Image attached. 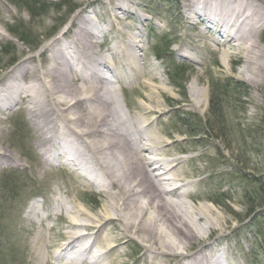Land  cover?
<instances>
[{
  "label": "rangeland",
  "instance_id": "obj_1",
  "mask_svg": "<svg viewBox=\"0 0 264 264\" xmlns=\"http://www.w3.org/2000/svg\"><path fill=\"white\" fill-rule=\"evenodd\" d=\"M31 1L36 7L46 2L50 10L42 12L40 8L33 12L24 4L0 0V83L21 59L36 55L35 64L46 65L50 50L44 52L43 46L68 31L77 13L82 15L83 10L90 9V14L100 17L101 24H105L113 20L111 8L118 4L128 6L129 12L124 13L115 8L117 18L112 32L99 38L104 45L101 52L110 55L108 48L115 46L116 31L122 27L123 41L132 37L136 53L140 54V68L133 78L128 79L119 66L121 83L111 72L106 74L118 91L120 108L130 117L138 116L144 106L157 109L152 116L153 128L164 140V148L173 149V154L166 158L184 159L183 168L197 173L187 178L198 183L193 186L194 201L189 198L188 202L211 203L214 213L221 216V227L212 231L210 242L222 243L219 248H225L230 264H264L259 241L255 239L258 232L264 236V206L255 208L256 214L251 216L257 202L251 204L245 196L247 191L252 193L264 186V150L257 153L262 148L258 146L252 154L248 153L253 149L252 130L257 131L259 140L264 135V81L256 85L244 79L243 66L237 60L239 54L228 46L218 47L216 40L224 29H209L207 22L194 16L189 9L193 0ZM23 25L38 38L35 46L24 44L9 29ZM165 43L167 49L158 55L155 48L164 47ZM8 46L10 50H6ZM180 69L184 70V80L178 73L179 80L175 82L171 72ZM193 87L198 93L207 94L205 103L198 102L200 96H193ZM213 89L217 95L215 103L221 105V112L216 115L211 111ZM152 90L158 92L150 98ZM194 99L198 103L191 105ZM0 111L5 118L1 123L4 129L0 144L16 156L14 163H7L0 171V249L9 264H58L57 257L51 256L54 247L42 246L41 254L36 251L40 222L31 219V205L39 203L46 209L45 214L52 213L46 225H54L53 230H45L44 234L47 240H54L58 239L55 235L60 232L63 219L59 215L62 209L54 208L56 202L62 200L67 206L84 207L92 215L102 212L106 194L101 191L103 188L86 179L81 170L65 168L60 161L45 171L39 170L36 162H42L43 158L37 151L35 127L29 115L21 106ZM184 112L204 119V129L196 125V117L190 121L205 133L202 137H193L183 126L178 117ZM34 155L36 161H30L28 157ZM244 218L246 221H242ZM139 245L130 241L121 246L118 261L144 264V250Z\"/></svg>",
  "mask_w": 264,
  "mask_h": 264
},
{
  "label": "bare ground",
  "instance_id": "obj_2",
  "mask_svg": "<svg viewBox=\"0 0 264 264\" xmlns=\"http://www.w3.org/2000/svg\"><path fill=\"white\" fill-rule=\"evenodd\" d=\"M115 8L129 12L128 6ZM115 8L113 20L105 24L89 9L77 13L68 31L43 46L44 52L50 50L46 65L35 64L36 55L21 59L0 83L1 110L21 106L35 127L43 158L36 162L38 169L45 171L60 161L65 168L81 170L107 197L102 212L92 215L84 207L56 202L54 208L62 209L63 219L54 240L44 234L53 230L54 225H46L52 213L45 214L44 206L33 203L31 219L40 222L36 251L54 247L51 256L58 264H127L118 261L120 248L133 241L144 250V264H230L225 248H219L222 243L210 242L212 231L221 227V216L211 203L188 202L198 183L187 178L197 173L183 168L184 159L166 158L173 149L164 148L153 128L157 109L144 106L138 116L130 117L119 106L118 91L106 74L111 72L121 83L119 66L133 78L140 54L132 37L123 41L122 27L116 31L115 46L108 48L110 55L101 52L99 38L112 32ZM189 9L209 29H224L216 43L239 54L244 79L256 85L264 81L263 0H193ZM197 91L193 87V96L205 103L207 94ZM152 92L148 96L156 97L158 91ZM198 102L191 100V105ZM4 119L0 111V141ZM28 158L36 161L35 155ZM15 160L0 144V171Z\"/></svg>",
  "mask_w": 264,
  "mask_h": 264
},
{
  "label": "trees",
  "instance_id": "obj_3",
  "mask_svg": "<svg viewBox=\"0 0 264 264\" xmlns=\"http://www.w3.org/2000/svg\"><path fill=\"white\" fill-rule=\"evenodd\" d=\"M12 1H14V3L17 4V5L24 4V5L28 6V7H30L31 11H33V12H35V9L39 10L40 8L43 11L50 10V9H48L49 5L46 2H42L40 4V6L36 7L37 5H35V3H33L31 0H12ZM31 4H33V6H30ZM12 29H13L12 32L17 34V35H19V38H21V40L24 41L26 44L36 43V41L38 40V38L34 37L35 35L31 31V29L25 27L24 25L20 26V27H14ZM162 42H165V38H162ZM167 47H168V44L165 43L164 47L155 48V51H156V53L158 55H160V54L162 55L163 53H161V50H165V49H167ZM178 73H180L182 75L181 76V80L182 79L184 80V77H185L184 70L183 69L174 70L173 72H171V78L175 82H177L179 80V74ZM182 86H183V84H182ZM224 87L227 88L228 85H225ZM212 94H213L212 95L213 97L211 99V104H212L211 111H212V113H214V115L220 114L221 105H219L218 102L215 103V101H216V99H215L216 93L214 92V89L212 91ZM195 117H196V119L198 121V123L196 125L200 126L201 128L205 127L206 122L204 121V119L201 116H198L197 114H195V116L192 117L189 112H184V113L180 114L178 118L182 122L183 126L187 127L191 131V135L193 137H202L205 133L202 130L197 129V126L192 125L191 122H190ZM202 129H204V128H202ZM250 136L252 138L251 145H252L253 149H251L248 153L252 154L254 152V149H257L258 146H261L262 148L258 149L257 153H261V151L264 150V135L259 140L257 131L256 130H252ZM219 188L221 189L222 186L219 187ZM245 196L248 199L249 203L252 204L254 202H257V204H255L254 208L251 211L252 212L251 216L254 213L256 214V210L257 209H255V208H259V207H263L264 206V186H261V187L259 186V188L254 190L252 193L247 191ZM224 200L227 201V197H225ZM215 203L220 205V202H215ZM248 218H250V216ZM261 235H262L261 232L256 233L255 239H256V241H259L260 250H261V252H262V254L264 256V236H261ZM2 247H4V246H2ZM6 256H5V253H3V251L0 249V264H6V262H7V264H9L8 263V258H5Z\"/></svg>",
  "mask_w": 264,
  "mask_h": 264
}]
</instances>
